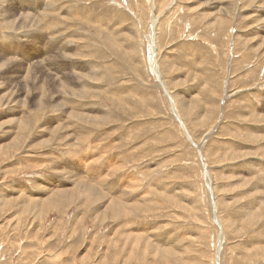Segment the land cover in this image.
Segmentation results:
<instances>
[{
  "label": "rangeland",
  "instance_id": "rangeland-1",
  "mask_svg": "<svg viewBox=\"0 0 264 264\" xmlns=\"http://www.w3.org/2000/svg\"><path fill=\"white\" fill-rule=\"evenodd\" d=\"M0 264H264V0H0Z\"/></svg>",
  "mask_w": 264,
  "mask_h": 264
},
{
  "label": "bare ground",
  "instance_id": "bare-ground-1",
  "mask_svg": "<svg viewBox=\"0 0 264 264\" xmlns=\"http://www.w3.org/2000/svg\"><path fill=\"white\" fill-rule=\"evenodd\" d=\"M215 1V0H214ZM227 2V1H226ZM229 4L230 3H228L227 2V4L226 5H224V6H221L220 8H219V13H220V19H219V25L221 26V25H223L224 24V20L227 18V17H229V21H230V18H231V14L229 13ZM218 12V11H217ZM226 21V20H225ZM226 27V26H225ZM52 34V33H51ZM50 35H48V37H49ZM51 37V36H50ZM154 37H155V33H154ZM155 41V39L153 38L152 39V45H154V44H156V43H154V41ZM232 91H234V92H237L238 90H237V87H234L233 88V90ZM233 92V93H234ZM75 100V99H74ZM71 101V100H70ZM72 102V101H71ZM73 102H75V101H73ZM98 121H101V120H98ZM13 142V141H12ZM83 152V151H82ZM88 156V155H87ZM85 160H87V159H85ZM88 163V162H87ZM91 163V162H90ZM106 164V163H105ZM72 167H73V165H72ZM88 169H89V167H88ZM85 170H86V168H85ZM90 170V169H89ZM88 171V170H87ZM92 171V170H91ZM64 172V171H63ZM70 175V174H69ZM60 176V175H59ZM72 176V175H71ZM72 178V177H71ZM79 180V176L74 180V181H77V182H80V181H78ZM118 180V179H117ZM116 180V181H117ZM116 181H114V182H116ZM120 181V180H119ZM52 183H51V185L52 186H56V184L55 183H57L56 182V180L55 179H53V181H51ZM61 182V181H60ZM105 182H107L108 183V181H105ZM81 183V182H80ZM79 183V184H80ZM104 183V182H103ZM99 184V183H98ZM114 185V184H113ZM116 185V184H115ZM58 187V186H57ZM86 187H88V189L87 190H85L84 191V189L86 188ZM114 187H116V186H114ZM94 188H96V187H94ZM93 187H91V186H84V187H79V188H70V190L68 191L69 193H70V195L68 196V195H66V193H64V191L63 190H61V191H57V192H55V193H53L50 197H48L47 198V200H44V201H46V202H48V201H50V199H53V198H57L59 201H61L62 199H63V195L65 196V197H68L70 200L71 199H73V198H79L80 196L82 197V198H84L85 199V202L84 203H93V202H96V201H104V199H106V198H104V196H103V194L102 193H100V192H98L96 189H94ZM112 188V187H111ZM114 191H116L115 189H114ZM113 191V192H114ZM111 192V194H112V190L110 191ZM46 193H48V191H46ZM85 193V194H84ZM63 194V195H62ZM112 199H113V197H112ZM33 200L35 201L36 199H34L33 198ZM39 200H41V199H39ZM42 201V200H41ZM111 201V200H110ZM41 203V202H40ZM105 203H106V200H105ZM49 204V206L51 207V203H48ZM107 205H106V207H105V209H104V212H103V214H104V217H109V218H114V219H116L115 218V216H116V213H122L123 211H126V209L128 208L127 206H121V205H118V204H115L114 203V201H111V202H107L106 203ZM41 206H43V205H41ZM100 206V205H99ZM134 206V205H133ZM134 208H135V206H134ZM125 213V212H124ZM127 213H129V212H127Z\"/></svg>",
  "mask_w": 264,
  "mask_h": 264
}]
</instances>
